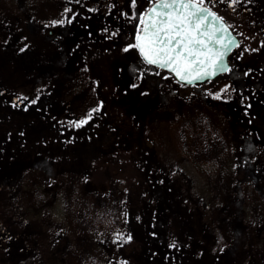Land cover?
<instances>
[{
  "label": "rangeland",
  "instance_id": "1",
  "mask_svg": "<svg viewBox=\"0 0 264 264\" xmlns=\"http://www.w3.org/2000/svg\"><path fill=\"white\" fill-rule=\"evenodd\" d=\"M150 1L0 0V104L10 109L0 112V169L28 149L33 119L57 138L105 142L106 63L136 44ZM204 5L241 41L250 30L249 46L225 75L194 87L160 80L140 55L122 63L129 86L155 79L131 107L143 146L119 159V177L67 169L48 147L43 160L1 174L0 264H129L130 238L142 245L140 264H264V139L251 125L264 112V0ZM126 173L137 176V205L121 186ZM188 196L207 237L182 205Z\"/></svg>",
  "mask_w": 264,
  "mask_h": 264
},
{
  "label": "trees",
  "instance_id": "2",
  "mask_svg": "<svg viewBox=\"0 0 264 264\" xmlns=\"http://www.w3.org/2000/svg\"><path fill=\"white\" fill-rule=\"evenodd\" d=\"M153 3L154 1L151 0L146 4L144 8V13H146V11L150 8ZM225 21L231 27V29H233V31L237 33V31L235 30L236 27H234V25L231 24L229 21ZM246 32L247 34H249V36L244 35V37L242 38V41L244 42H241L240 48L243 46L244 43L246 47H248L251 43L249 42L251 31L247 29ZM237 35L239 36V34ZM235 52L231 55L230 62L231 59L235 56ZM122 54V56H119L117 58L115 63H113V59L107 60L106 66L107 64L111 63L110 66L113 67V70L112 72H110L111 75H109L108 77L109 83H105L106 86L101 85L103 89H100V92L105 96L104 97L103 95H101V100H103L104 102L103 106L104 111L106 110V120L111 125V130L109 132V135L106 136L105 142H102L100 140L101 137L99 136L93 140L80 139L78 141L72 142L66 140L65 138H57L53 136V134L49 135L48 132L44 131L46 127L44 128V126H41L43 125V123L34 124L37 122H35L33 119L31 121V128L29 127L30 131L25 130L29 139L28 149L22 153H19V151L16 152L15 150V153H12L14 157L7 158L5 165L0 169V176L1 174L4 177L9 175L12 176L13 173L18 172L19 167L24 163H34L38 162V160H43L45 157V151L47 150L46 147H48L51 148L57 156H59L60 153L66 156V159L64 157V162L67 165L65 166V168L67 169H71L72 167H74L73 165H79L84 168L92 166V168L94 167V169L104 168L105 171L109 172L113 176L119 177L118 173L120 169H117V166L119 165V159L124 155H129L133 153L135 154L145 142V131L139 126V122L142 123V121H140V119L138 120V117L132 113L131 107L135 103L134 101L138 99V96L143 95L142 93H146V87H148L149 85L150 87H152L155 84V79H151V81L148 82L144 80L143 85L141 83L139 85L134 84L129 86L130 83L124 81L123 79L124 69L120 66L122 65V63L123 65L127 66L130 61L135 60L136 55L139 56V53L137 48L132 46L128 48L127 51L124 48V52ZM140 60L143 62V67L145 65L149 67L148 69H155L156 73L160 75V80H165L171 84L172 82L173 84L177 83L172 74H170L169 72L147 65L141 59V57ZM215 80L213 81L215 82ZM123 83L127 85L125 89L121 87V84ZM179 86L182 88H186L194 87L196 85L187 86L180 84ZM108 104L110 105L109 109H107ZM2 106L3 105L0 104V112L3 111L4 113L8 114L9 112H7V110L9 108L6 109ZM11 114L13 115L14 113ZM263 120L264 112H261L259 109H255L253 117L251 119V125L256 131H258L259 135L264 139V130L260 128V124L263 122ZM3 128L5 131H7L5 127ZM58 158H60V156ZM58 167L62 168L64 167V164L60 161ZM238 174L241 175L243 174V172ZM136 178L137 176H129V174L126 173V175L122 178L123 180L121 184L125 192H128L133 196L131 200L132 204L134 205L139 204L142 199L140 198L141 196H137L139 195V193L134 192L133 194V191L136 189ZM178 188V190L180 191H186L185 185L183 183L182 185L179 184ZM192 193L194 194V190H192ZM194 199L195 197L192 198V196H188L186 200L185 198L183 199L184 203L182 205L188 210H192L193 226L199 228L198 230H204L203 234L205 237H207L209 235V232L207 233L208 230H206V227H208L207 222L204 221L203 214H201V211L198 208V204L194 201ZM126 248H128L129 250H127ZM141 252L142 245L140 244V242L130 238L127 241L126 247H123L122 254L124 255H121V259L123 260V262L125 261V263L140 264ZM127 253H131V255H126Z\"/></svg>",
  "mask_w": 264,
  "mask_h": 264
},
{
  "label": "snow or ice",
  "instance_id": "3",
  "mask_svg": "<svg viewBox=\"0 0 264 264\" xmlns=\"http://www.w3.org/2000/svg\"><path fill=\"white\" fill-rule=\"evenodd\" d=\"M141 23L142 35L136 37L134 47L148 64L166 68L189 84L228 70L222 58L235 41L225 43L223 35L217 37L228 29L204 7V0H154Z\"/></svg>",
  "mask_w": 264,
  "mask_h": 264
},
{
  "label": "water",
  "instance_id": "4",
  "mask_svg": "<svg viewBox=\"0 0 264 264\" xmlns=\"http://www.w3.org/2000/svg\"><path fill=\"white\" fill-rule=\"evenodd\" d=\"M153 4H154V3H153ZM153 4H152L151 7L147 10V12L144 14V16H143V19H144V20H147V14L150 12L151 8L153 7ZM204 7L208 8L209 11H211L216 17H218L219 20L223 22V25L228 29V32H227V33H224V34L218 32V33H217V37L223 35V36H224V39H225V43H227L228 39H232L233 41H235L234 44L229 45L228 50L226 51L224 57L222 58V63H223V64L227 67V69L229 70V68H230L229 58H230V56L232 55V53H233L236 49H238V48L240 47L241 40H240V38L235 34V32L230 28V26L227 24V22H226V21H225V20H224V19H223L218 13H216L214 10H212L211 8H209V7L206 6V5H204ZM209 19H211V17H210ZM214 26L219 27V23H218V22L214 23ZM142 28H143V23H142V27H141V31H140L139 35H142ZM136 43H137V40H136ZM216 47H219V46H216ZM137 50H138V49H137ZM138 53H139V55L141 56L139 50H138ZM141 58L143 59L142 56H141ZM143 61H144L146 64H148L144 59H143ZM148 65H151V64H148ZM151 66L156 67V68H158V69H161V68H159V67H157V66H155V65H151ZM162 70L167 71V72H169L170 74H172L173 77H174L179 83L184 84V85H197V84L206 83V82H208V81L215 80V79H217L218 77H220V76H222V75H224V74H226V73L228 72V70H227V71H217V73H216L215 76H212V77H209V78H205V79H203V80H196V81H194L192 84H189V83H187L186 81H182V80H180L179 77H176L175 74H174L173 72H170L168 69L164 68V69H162Z\"/></svg>",
  "mask_w": 264,
  "mask_h": 264
}]
</instances>
